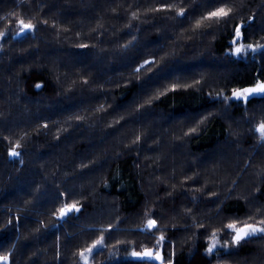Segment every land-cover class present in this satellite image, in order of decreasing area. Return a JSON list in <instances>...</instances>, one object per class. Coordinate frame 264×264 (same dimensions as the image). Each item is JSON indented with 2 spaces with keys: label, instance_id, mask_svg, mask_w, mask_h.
<instances>
[{
  "label": "trees",
  "instance_id": "1",
  "mask_svg": "<svg viewBox=\"0 0 264 264\" xmlns=\"http://www.w3.org/2000/svg\"><path fill=\"white\" fill-rule=\"evenodd\" d=\"M165 4L172 7L153 10ZM220 6L234 9L230 19L194 27ZM180 8L184 16L177 15ZM20 19L36 28L15 35ZM241 22L243 43L264 44V0H0V31L6 32L0 52V255L10 253L9 264H84L78 249L102 229L107 247L94 252L91 264H160L133 252L155 248L161 232L165 264H215L217 257L205 251L213 231L228 245L223 262L264 264V234L237 245L225 228L246 216L264 218V152L255 154V132L245 119L264 120V96L230 106L207 103L209 94L231 95L233 88L264 79V52L250 51L245 60L230 54ZM132 106L134 113L153 108L156 117H189V124L173 120L165 137L159 124L150 136L166 145L167 164L162 152L148 153L139 144L147 124L126 128L125 108ZM218 109L245 126L236 127ZM201 113L207 117L196 127ZM233 131L236 148L250 134L241 141L245 154L232 163L237 170L219 169L206 181L193 162L199 157L211 172L208 163L218 161L212 153ZM17 142L20 155L14 157L9 151ZM249 170L243 193H235ZM73 202L79 212L54 215ZM148 219L158 228L142 231Z\"/></svg>",
  "mask_w": 264,
  "mask_h": 264
},
{
  "label": "snow or ice",
  "instance_id": "2",
  "mask_svg": "<svg viewBox=\"0 0 264 264\" xmlns=\"http://www.w3.org/2000/svg\"><path fill=\"white\" fill-rule=\"evenodd\" d=\"M172 6L171 5H162L158 9H153L154 11H160L164 9H170ZM234 14V9L232 7H227V6H220L216 7L211 11H208L207 13L203 14L198 20H196L194 27L195 28H201L204 26V22L207 21L209 22L207 24V27H212L213 23L219 24L221 22H225L228 19L231 18V16ZM8 15H15V13H9ZM133 17H136V13L132 14ZM178 16H184L185 15V10L183 8L178 9L177 11ZM43 23H47V21H44ZM19 28L16 31L15 35H20L26 32L33 31L36 28V24L32 23L31 20L25 22V20L20 19L18 21ZM244 27V23L241 22L237 24L232 33V44L230 45V53L239 57L241 55L247 56L249 50H251L252 53H256L257 51L264 52V44H245L241 43L242 40L245 39L244 33L242 31ZM6 36V32L0 31V39L4 38ZM232 45H235L234 47ZM2 47V46H0ZM86 47V46H82ZM155 63V60H145L144 64L145 65H151ZM140 69H136V71H139ZM259 75V74H258ZM40 85H37L39 87ZM178 85L173 84L171 85V90H176ZM184 87H188V85H184ZM164 93L161 92L160 95H163ZM221 93H217V96H221ZM252 96H264V79H259L257 78L253 84L250 86L242 87V88H233L231 90V97H224L225 100L229 99H235V100H243L244 102H247L249 97ZM147 103H151V100L147 101ZM77 119H80V117H77ZM44 127H47V125H44ZM255 130L260 133L259 139L264 142V120L260 121L256 127ZM191 131H194L192 129ZM137 140L140 139L139 136L136 137ZM21 145L19 142H17L16 146L9 151V155L11 156H19L20 152H18L16 149L20 148ZM80 207L76 202H73L71 204H64L63 207L59 208L54 215H57L60 218H63L67 216L70 212H79ZM188 212H191V210H187ZM17 219H19L17 217ZM249 219H252V217H249ZM12 221L9 220V223ZM203 227V225H201ZM158 228V222L156 219H148L145 225V228L142 229L144 230H152V229H157ZM225 228L231 232V240L233 244H239L242 240H245L248 237L255 236L256 234H264V218L260 219L259 222L257 223H248V222H243L241 223L240 221H232L230 223H227L225 225ZM112 225H108L107 230H111ZM105 230H101V234L92 240L90 244L87 246L78 249V252L76 255H78L84 262V264H91V258L93 257V254L96 250L102 249L107 247L105 241L106 237L104 235ZM218 237V232L213 231L211 233V236L208 238L209 242L208 245L205 249V251L208 254H212L214 250L217 249V247H227V244L220 245V241L217 238ZM165 236L161 232V235L156 238V245L155 249H148L146 248L142 252H133V255H136L138 257H149V258H154L155 260L160 261V264H165V259L162 254V247L161 245L165 241ZM117 243H122L121 241H117ZM10 253L8 255H0V262H3V264H9L10 262ZM174 255V253L172 254ZM167 264H173L172 259H169L167 261Z\"/></svg>",
  "mask_w": 264,
  "mask_h": 264
},
{
  "label": "rangeland",
  "instance_id": "3",
  "mask_svg": "<svg viewBox=\"0 0 264 264\" xmlns=\"http://www.w3.org/2000/svg\"><path fill=\"white\" fill-rule=\"evenodd\" d=\"M2 39H0V46H3L2 44ZM241 43H243V40L241 41ZM233 47L235 46V45H232ZM2 51V47H0V52ZM251 50H249V52H250ZM248 52V53H249ZM231 54V53H230ZM231 56L233 57V56H235V55H233V54H231ZM240 58H242V59H246L247 58V56H244V55H241V56H239ZM207 63L208 62H206V63H204L203 64V68L205 67V66H208L207 65ZM200 64V63H199ZM206 64V65H205ZM157 79V78H156ZM39 87H41V85L39 86ZM218 93H221L222 95L221 96H217V94H213V95H208L207 96V103H209V104H215V103H222V102H224L225 103V105L226 106H230V105H232L234 102H236V103H238V101L239 100H235V99H229V100H225L224 99V97H231V95H227V93L225 92V91H222V92H218ZM133 105H134V103H133ZM135 108V106H132V108L131 107H126L125 108V111H126V113H127V115L126 116H129V118L128 117H126V119L125 120H127L126 122H125V126H126V128L129 126V128H131V129H134L133 127L134 126H136V125H141V124H147L148 125V130L146 131V133L143 135V138L142 139H140L139 140V144L141 145V146H143V149L146 151V152H148V153H151L153 150L155 151V150H157V152H164L165 151V149H166V145H158V141H157V143L156 142H152L151 141V139H150V136H152L153 135V133H155L156 131L154 130V128H156L157 126L156 125H162L163 127L162 128H164L163 129V132H164V134H162V136L163 137H165V136H167L168 134H169V130L171 129L170 127L171 126H169V125H171V123H173V120L174 121H179V120H186V122L185 121H183V124H185V123H187V124H189V117L187 118V117H184V116H180V117H173V115L172 116H170V118H168L167 116H163V117H161V114H159V116L158 117H156L155 116V113H153L152 111H153V108L152 109H149V111L147 112V111H145V112H140V110L139 111H136V113H134V111H133V109ZM218 111V112H217ZM216 111V113H220L222 116H224V117H228V119H231V122H233L234 123V125L237 127H243V126H245L244 125V123L241 121V119H238V118H235V117H232V115L230 114V113H228V111H224V109H223V111H219V109ZM138 113H139V115H138ZM206 113V112H205ZM202 114V115H201ZM199 116H197V117H195V119L197 120V118H198V120L199 121H195V123H196V127L197 126H199L202 122H203V120L207 117L206 115L208 114V113H206V115L204 114V113H201ZM251 117V118H250ZM132 118H134V119H132ZM121 119H122V117H121ZM129 119V120H128ZM194 119V120H195ZM245 119H246V122H248V121H251V123L252 124H250L251 125V127H252V129H253V135L255 136V141H254V144H255V154H258V152H260V151H263L264 152V142H262L260 139H259V136H260V133L259 132H257L256 130H255V127H256V125L259 123V121H253V118H252V116L251 115H246L245 116ZM122 121H123V119H122ZM141 122V123H140ZM180 122V121H179ZM137 123V124H136ZM199 123V124H198ZM179 124V123H178ZM198 124V125H197ZM131 126V127H130ZM182 123L180 124V126H179V130L182 128ZM123 128V127H122ZM195 128V127H194ZM140 129V128H139ZM237 129V128H236ZM235 129V130H236ZM235 132L236 131H233V133H232V135L229 137L230 139H229V141H226V142H224V143H222L217 149H215V151L212 153V158H214V160L217 158L218 159V161L217 162H214V164H212L213 163V160H211V162L210 163H208V168L210 167L211 168V172H208V170L209 169H207V168H205V167H203V165H202V163H203V160L201 159H198L199 157H196V160H195V162H193L194 164H200L201 165V168L203 169L202 171L200 170V172H204L203 174H202V176H204V178L205 177H208L207 179H206V181H208V182H210L211 180H215L216 178H217V173H219V169H222V170H224V172H226V171H235V170H237V165H234V164H232L233 163V161H236L239 157H241V156H243L244 154H245V152H246V148L245 147H242L241 146V141L244 143H247L246 142V138L244 137V136H249L250 134L249 133H245V135H243V139H241V140H239L240 142H238V139H234L236 142H238L239 144V147L238 148H236V145L234 144L235 142H231V140H232V137L234 136V137H236L237 138V136H238V134L237 135H235ZM234 134V135H233ZM162 137V138H163ZM157 140V139H156ZM164 139H162V141H163ZM181 142H182V140H181ZM152 143H154V145L152 144ZM252 146H254V145H252ZM252 146H251V148H252ZM19 152V151H18ZM235 152H238V156H237V158H236V155H233ZM187 156V155H186ZM169 157H168V155H166V154H162L161 155V159H162V161L165 163V164H167V161L169 160L168 159ZM236 158V159H235ZM189 159H190V156H189ZM188 159V160H189ZM208 159V158H207ZM188 160H185V158L182 160V162H184V164L186 163V162H188ZM186 161V162H185ZM201 162V163H200ZM219 167H221V168H219ZM185 166V165H184ZM215 166H217V167H215ZM230 166L232 167V168H230ZM214 168H216L215 170V172H214ZM249 169V166H248V163H247V165L245 166V167H243V171H247ZM208 172V173H207ZM252 170L250 171L249 170V172H247V173H244V175H245V177H244V175H243V177L244 178H239L240 180H242V183L238 186V188L236 189V191H235V193H239L240 195L243 193L242 191L244 190V181H245V179H246V177H247V175H249V174H252ZM206 176H205V175ZM253 175V174H252ZM240 182V181H239ZM205 183V182H204ZM243 184V185H242ZM223 186V185H222ZM217 196H219V195H221V194H219V193H217L216 194ZM252 206L253 207H255V205L256 204H260V203H258L256 200H254L252 203ZM256 208V207H255ZM251 216H252V214H250ZM247 218H249V216H246V217H244L243 219H241L242 221H240L241 223H243V222H248V223H257V222H259V221H251V220H249V219H247ZM115 227H117V226H115ZM145 227H142L141 229H144ZM230 235H232L231 234V232H230ZM211 236V235H210ZM218 239H219V237H217ZM219 241H220V245H224V243H223V241L222 240H220L219 239ZM221 250H224V251H221ZM222 253H225V249H224V247H217V249L216 250H214V252L212 253V254H214V256H216L217 257V260L215 261V264H230L228 261H222V260H224V259H222V257H220L221 256V254ZM166 255H167V252H166ZM211 255V254H210ZM231 263H232V261H231ZM233 264V263H232Z\"/></svg>",
  "mask_w": 264,
  "mask_h": 264
},
{
  "label": "water",
  "instance_id": "4",
  "mask_svg": "<svg viewBox=\"0 0 264 264\" xmlns=\"http://www.w3.org/2000/svg\"><path fill=\"white\" fill-rule=\"evenodd\" d=\"M252 97H263V96H252ZM252 97H249V98H252ZM117 225H119V223H117ZM152 249H155V248H152ZM162 254H163V251H162ZM164 256V255H163ZM141 260L143 261H155V262H158L160 263V261L158 260H155L154 258H149V257H140Z\"/></svg>",
  "mask_w": 264,
  "mask_h": 264
},
{
  "label": "bare ground",
  "instance_id": "5",
  "mask_svg": "<svg viewBox=\"0 0 264 264\" xmlns=\"http://www.w3.org/2000/svg\"><path fill=\"white\" fill-rule=\"evenodd\" d=\"M147 262V261H146Z\"/></svg>",
  "mask_w": 264,
  "mask_h": 264
}]
</instances>
